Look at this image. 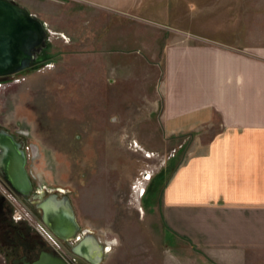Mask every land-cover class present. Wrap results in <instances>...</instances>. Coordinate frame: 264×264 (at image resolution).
I'll list each match as a JSON object with an SVG mask.
<instances>
[{"label": "rangeland", "instance_id": "obj_1", "mask_svg": "<svg viewBox=\"0 0 264 264\" xmlns=\"http://www.w3.org/2000/svg\"><path fill=\"white\" fill-rule=\"evenodd\" d=\"M16 1L49 33L32 68L0 85V120L27 131L37 183L64 190L82 231L109 242L100 264H264V209L253 223L168 205L170 180L217 118L164 126L188 36L264 44V0Z\"/></svg>", "mask_w": 264, "mask_h": 264}, {"label": "crops", "instance_id": "obj_2", "mask_svg": "<svg viewBox=\"0 0 264 264\" xmlns=\"http://www.w3.org/2000/svg\"><path fill=\"white\" fill-rule=\"evenodd\" d=\"M188 37L183 70L172 75L184 87L165 104L166 134L201 130L214 117L217 132L208 143L197 142L177 169L166 189L168 205L216 206L218 215L255 223L257 208L264 209V44Z\"/></svg>", "mask_w": 264, "mask_h": 264}, {"label": "water", "instance_id": "obj_3", "mask_svg": "<svg viewBox=\"0 0 264 264\" xmlns=\"http://www.w3.org/2000/svg\"><path fill=\"white\" fill-rule=\"evenodd\" d=\"M46 22L16 0H0V75H10L28 69L36 59L40 47H45L48 37ZM7 176L24 196L31 191V182L23 169L11 166ZM48 234L57 242L77 239L71 252L85 264H100L110 251L90 230L81 232L76 211L68 195H56L40 203ZM32 264H71L65 257L43 252Z\"/></svg>", "mask_w": 264, "mask_h": 264}, {"label": "flooded vegetation", "instance_id": "obj_4", "mask_svg": "<svg viewBox=\"0 0 264 264\" xmlns=\"http://www.w3.org/2000/svg\"><path fill=\"white\" fill-rule=\"evenodd\" d=\"M44 48L41 47L40 50ZM31 66L28 69L32 68ZM17 74L0 75V85L10 81ZM26 132L18 131L0 120V264H32L43 252L63 256L71 264L74 261L77 264H85L71 252L75 237L59 243L44 227L45 225L48 228V225L43 218L44 210L40 203L52 195L59 199L67 194L63 193L62 189L53 190L35 180L29 169L32 146L31 142L26 140ZM21 164L31 182V191L26 196L16 189L6 171L11 166L19 167ZM14 203L25 206L26 215L23 214L24 211L19 210L20 214L15 216Z\"/></svg>", "mask_w": 264, "mask_h": 264}, {"label": "trees", "instance_id": "obj_5", "mask_svg": "<svg viewBox=\"0 0 264 264\" xmlns=\"http://www.w3.org/2000/svg\"><path fill=\"white\" fill-rule=\"evenodd\" d=\"M166 171V170H165ZM164 171V172H165ZM164 172H162L160 175H159V177H158V179L156 180V182H155V184H158L160 181L159 180H162L163 179V176H164ZM155 181V180H154ZM155 184H153L154 186H155ZM152 185V186H153ZM153 186V187H154ZM150 189V188H149ZM152 190V188L149 190V191H151Z\"/></svg>", "mask_w": 264, "mask_h": 264}, {"label": "built area", "instance_id": "obj_6", "mask_svg": "<svg viewBox=\"0 0 264 264\" xmlns=\"http://www.w3.org/2000/svg\"><path fill=\"white\" fill-rule=\"evenodd\" d=\"M150 175L151 174H149L148 175V179L150 178ZM148 182V181H147ZM139 184H140V186L142 187V186H144L143 188H146V184L144 185V184H141L140 182H139ZM75 241L77 240V239H74ZM107 242V241H106ZM72 263H73V261H71ZM73 264H77L75 261H74V263Z\"/></svg>", "mask_w": 264, "mask_h": 264}, {"label": "bare ground", "instance_id": "obj_7", "mask_svg": "<svg viewBox=\"0 0 264 264\" xmlns=\"http://www.w3.org/2000/svg\"><path fill=\"white\" fill-rule=\"evenodd\" d=\"M110 245V244H109Z\"/></svg>", "mask_w": 264, "mask_h": 264}]
</instances>
